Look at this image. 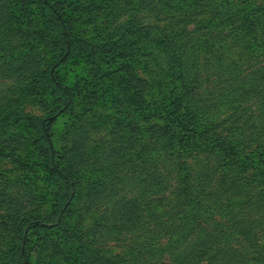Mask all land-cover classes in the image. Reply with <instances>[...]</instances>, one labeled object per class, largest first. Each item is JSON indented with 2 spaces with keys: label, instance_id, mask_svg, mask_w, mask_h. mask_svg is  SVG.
Segmentation results:
<instances>
[{
  "label": "rangeland",
  "instance_id": "rangeland-1",
  "mask_svg": "<svg viewBox=\"0 0 264 264\" xmlns=\"http://www.w3.org/2000/svg\"><path fill=\"white\" fill-rule=\"evenodd\" d=\"M232 1L48 0L65 47L39 0H0V264L19 245L29 264H264V0ZM177 98L204 114L212 154H155L149 128L169 125ZM43 134L55 160L66 152L71 194L46 171ZM231 134L243 153L220 160ZM31 220L47 227L14 229Z\"/></svg>",
  "mask_w": 264,
  "mask_h": 264
},
{
  "label": "trees",
  "instance_id": "trees-1",
  "mask_svg": "<svg viewBox=\"0 0 264 264\" xmlns=\"http://www.w3.org/2000/svg\"><path fill=\"white\" fill-rule=\"evenodd\" d=\"M199 1L207 2L211 0H199ZM39 2L44 6L45 11L49 13L51 20L55 21L54 27L57 28V33H58L57 39H59L60 44L61 45L63 44L65 47H67V45L69 44V40L65 34L66 27L64 26V23L61 21V16L58 13L57 5L50 6L48 0H39ZM220 3H223L220 6L222 5L229 6L230 10H232L233 7L234 8L236 7L232 0H221ZM235 14L236 13L229 14L227 22H230L229 20ZM253 20L255 21V18L251 19V18H248V16H246L244 21L240 24V28L242 29V32L244 34L248 35L251 32L250 24H252L251 25L252 27ZM261 54L264 55V49L262 50ZM118 71L121 72L124 77L121 83L129 86L130 89H132L134 95L137 96L136 98L137 102L142 101V88H143L142 81L134 77V75L131 72V66L129 64H123L119 68ZM222 73L223 71L219 72V74H222ZM54 84L56 85L58 89V92H59L58 96L60 98L62 97L63 99V101L61 102V106L63 108L65 107L64 105L69 107L71 98H72L70 92L66 88L59 86V84H57L56 82ZM260 85L264 87V77L263 79H261ZM258 92H260V89H259V86L257 85L254 87V91L252 92V94H254L253 98H255V104L257 105L258 113H263L264 112V96L257 95ZM185 95L187 96V94H183L182 98L186 97ZM175 101L176 103L173 101L170 102L168 106L170 113L169 115L166 114L165 116L166 119H168L169 125L167 127L151 126L149 128L150 134L153 132L152 139L158 143L160 142L162 143L161 144L162 146L155 150V154L158 155L160 152H163L164 154L173 156V154L175 153L176 145H180L179 147H187L189 150L196 151V149H200V152L202 151L201 149L204 148L205 151L207 150L209 153L212 154L214 146L211 145L209 141L211 140L210 138L211 135L212 137H214V134H209L211 133V130H209L205 126L206 120H204L203 118L204 114L202 115L201 111L197 109H192V107L188 106L190 104L189 101L184 100L183 106L179 98H177V100ZM241 101H242V96L240 94L236 95L232 102L234 105L233 112H236V110H239L240 107L238 105ZM144 108H147V107H144ZM240 109L242 110V112H245L244 108H240ZM199 113L202 116H199ZM175 115H177V117ZM16 120L24 121L28 126L34 128L37 131L45 130V125L42 122H35L33 120L26 119L23 117H19ZM169 120H172V121L169 122ZM50 125L51 123H49V126ZM231 135H232V138L230 139L229 142L228 140L227 142L220 141V143L224 142L227 145L226 149L219 150L218 152L220 160L224 158L225 159L229 158V160H234L235 158H237L236 156L239 152L243 153L242 150H240V148L242 149L243 146L246 145V138H244L243 136H234L235 134H231ZM40 138L46 145V148L43 151L47 157V166H46L47 170L46 171L48 175L54 178L60 184L62 188H65V190H67L71 194L74 191L75 185L71 182L69 175L66 173L69 169V166L67 165L70 164V162L68 163V157L65 156L66 152L63 154V156H60L57 158V160H55L53 158V155H51L49 152V147H50V143L48 141L49 138L45 137L44 134ZM64 166H66V168ZM63 169L67 171H64ZM261 173H264V172H261ZM186 176H187L186 174L183 175V179H182L183 181H185ZM126 206H127L126 203H122L121 206L115 209L116 212L113 215L115 216L113 220L114 229L122 227V225H119V224L122 219L121 217L124 214H127L125 211L127 208ZM116 223L118 225H116ZM54 225L59 226V222H57L56 220V223ZM45 227H47L46 224L31 220V221L26 222L25 225L23 226H15L14 229L19 231L20 233L22 230L28 231V230L37 229V228L44 229ZM18 249L19 250H18L17 258L14 264H29L23 251H21L22 248L20 245ZM108 264H111V263H108Z\"/></svg>",
  "mask_w": 264,
  "mask_h": 264
}]
</instances>
